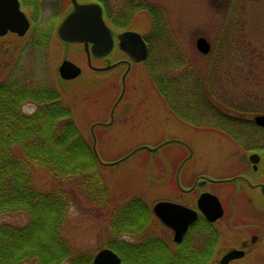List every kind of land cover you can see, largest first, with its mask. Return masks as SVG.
<instances>
[{
    "label": "trees",
    "instance_id": "16d2710c",
    "mask_svg": "<svg viewBox=\"0 0 264 264\" xmlns=\"http://www.w3.org/2000/svg\"><path fill=\"white\" fill-rule=\"evenodd\" d=\"M246 1L222 0L217 19L213 17L216 20L211 24L210 51L194 52L193 66L182 54L174 60L176 65H170L172 59L168 57L171 52L176 54L177 48L171 47L157 58L149 48L145 60L148 72L178 117L190 121L181 110L190 113L202 109L218 127L231 130L246 123L245 118L264 113V49L245 31L242 14ZM119 2L115 9L104 1L107 19L117 26H127L144 9L150 15L152 32L168 25L165 11L157 4ZM32 28H39L36 20ZM41 37L51 42L50 33ZM27 103L35 108L24 109ZM35 167L58 179L74 180L77 191L89 200L97 188L98 201L111 202L91 142L77 124L64 92L57 86L37 85L12 76L0 81V215L23 212L27 219L20 225L0 222V264H93V253L73 248L63 236L70 206L68 191L57 185L37 188L32 180ZM152 217L150 203L142 197L128 198L110 209L103 245L118 252L124 264H181L172 253L177 246L168 248L156 235L141 236ZM126 234L137 236V240L127 239ZM185 251L192 262L193 249Z\"/></svg>",
    "mask_w": 264,
    "mask_h": 264
},
{
    "label": "rangeland",
    "instance_id": "374dc122",
    "mask_svg": "<svg viewBox=\"0 0 264 264\" xmlns=\"http://www.w3.org/2000/svg\"><path fill=\"white\" fill-rule=\"evenodd\" d=\"M106 1L115 9L119 7V0ZM144 1L159 5L165 11L168 23L162 31L152 32L151 18L145 9L130 21L134 30L145 34L152 55L160 56L168 49L172 50L171 47L177 48V53L171 52L168 57V60L172 59L170 65H176L174 60L182 54V58L187 57L189 65L193 66L196 61L193 53H200L195 39L203 35L211 43V24L217 19L216 12L222 0ZM242 16L246 33L264 49V0H247ZM38 38L34 35L30 42L29 39L21 40L10 35L0 39V76L9 70L8 78L21 76L28 83L44 86L61 84L82 132L88 136L93 130L96 150L103 162L100 171L111 198L109 204L98 201V190L94 188L91 199L97 197L89 200L77 191L74 180L58 179L40 167L33 169L32 180L37 188L48 189L57 185L68 191L70 206L63 236L73 248L86 250L93 255L102 248L110 209L129 196L142 195L148 203L160 199L179 200L177 171L188 155L190 159L179 170V178L184 183L193 178L199 169L218 175L237 168L233 154L235 143L229 135L200 127L199 122L203 121L198 115L203 114L202 109L190 113L185 108L181 110L190 121L178 117L156 89L146 62L131 64L125 76L123 97L116 106L113 121L106 124L121 89L122 68L116 65L106 70H88L82 47L77 43L62 44L52 38L43 47L42 40L38 41ZM8 43H14V48L5 50ZM63 55L81 65L84 72L74 79H59L55 68ZM111 55L114 60L120 53L115 50ZM94 62L104 64V60L94 59ZM152 69L154 71L153 66ZM174 71L179 73V70ZM34 108L32 103L24 106L29 111ZM208 111L205 112L209 114ZM203 115V119L209 118ZM242 128L235 126L233 131L243 133ZM150 147L157 148L150 150ZM26 219L23 212L0 215V222L15 225L25 223ZM149 226L141 236L154 235L156 230L161 232L162 225L156 218ZM126 238L135 241L137 236L126 234Z\"/></svg>",
    "mask_w": 264,
    "mask_h": 264
},
{
    "label": "flooded vegetation",
    "instance_id": "af4514ba",
    "mask_svg": "<svg viewBox=\"0 0 264 264\" xmlns=\"http://www.w3.org/2000/svg\"><path fill=\"white\" fill-rule=\"evenodd\" d=\"M18 1L20 9L29 20V28L24 35L18 36L15 33L7 32L1 35L0 39L10 35L21 40L29 39L30 42L35 34L39 37L38 41L42 40L43 47L47 46L50 41L48 43L47 40H44L41 34L50 33V39L53 35L56 36L55 21L61 20L72 7L71 0ZM94 1L101 4L104 15L105 0ZM33 20L37 21L39 28H32ZM48 24L49 28L46 29ZM112 25L110 28L113 31L114 45L111 52L103 57L91 56V64L102 66V64L95 63L94 59L104 60V64L107 60L111 62V54L117 50L120 56L114 58V61H121L119 66L122 68V75L126 70V61L129 58L118 48L116 34L127 28L116 29L117 25ZM14 45V43L6 44L5 50H8V47L14 48ZM84 57L87 65L85 52ZM87 67L91 69L88 65ZM8 75L9 70L7 74L0 76V81L9 80ZM17 78L22 77L17 76ZM203 118L201 117L203 122H199L200 127L226 133V136L229 135L232 142L235 143L233 154L236 157L237 168L218 175L206 173L199 169L193 178L184 183L179 178V170L190 159V155H188L177 171L179 200H160H169L191 208L195 210L196 217L188 224L181 240L177 242L174 241V230L154 215L162 225L161 232L156 230L154 235L159 236L168 248L177 249L176 246L178 247L172 253L174 256L177 254L181 264L184 261L185 264L187 262H194V264H264V126L256 124L252 118H245L247 119L246 123L237 126L243 127L244 132L238 133L237 130L233 131L234 127L232 130L223 129L213 123L214 119L206 118L208 119L206 120ZM205 120L206 122H204ZM211 195L215 196L218 201L213 199ZM137 197H142V195ZM156 201L152 202L151 208ZM219 211L220 215L213 220L208 218ZM182 242L183 246H181ZM186 245L193 249L191 253L193 254L192 262L187 259L188 252L185 250L188 247ZM118 255L120 264H123L122 256Z\"/></svg>",
    "mask_w": 264,
    "mask_h": 264
},
{
    "label": "water",
    "instance_id": "95a60500",
    "mask_svg": "<svg viewBox=\"0 0 264 264\" xmlns=\"http://www.w3.org/2000/svg\"><path fill=\"white\" fill-rule=\"evenodd\" d=\"M71 9L59 20L56 26V36L65 44L81 43L86 55L87 64L95 70H106L121 61L107 62L104 66L91 64V56L103 57L108 55L114 45L113 31L103 16V9L99 2L91 0L80 2L71 0ZM29 28V20L19 7L18 0H0V35L6 32H15L23 35ZM117 46L126 53L130 60L126 61L127 68L121 77V90L110 111V123L113 119V111L125 90V75L130 68V61H142L147 56V45L141 33L133 29H125L116 34ZM197 50L206 54L210 50V43L205 36L200 35L195 39ZM57 72L61 79H73L80 75L81 67L72 60L64 57L57 66ZM258 125L264 126V114L254 116ZM107 123V124H108ZM94 124L91 126L93 129ZM92 150L98 162L103 163L96 150V139L92 130ZM157 147H150L156 150ZM118 162V161H117ZM116 162V163H117ZM216 201L217 198L211 195ZM219 207L220 204L218 203ZM154 214L167 226L174 230V241H180L188 224L196 217L195 210L182 204L159 200L153 204ZM220 215V211L214 216H207L213 220ZM93 264H120V257L111 248L104 247L93 256Z\"/></svg>",
    "mask_w": 264,
    "mask_h": 264
},
{
    "label": "bare ground",
    "instance_id": "6f19581e",
    "mask_svg": "<svg viewBox=\"0 0 264 264\" xmlns=\"http://www.w3.org/2000/svg\"><path fill=\"white\" fill-rule=\"evenodd\" d=\"M19 81H24L22 78H17Z\"/></svg>",
    "mask_w": 264,
    "mask_h": 264
}]
</instances>
